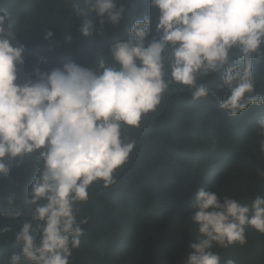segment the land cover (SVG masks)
Segmentation results:
<instances>
[{
    "label": "clouds",
    "instance_id": "1",
    "mask_svg": "<svg viewBox=\"0 0 264 264\" xmlns=\"http://www.w3.org/2000/svg\"><path fill=\"white\" fill-rule=\"evenodd\" d=\"M59 2L78 17L95 14L98 27L85 19L84 37H105V25L126 35L87 67L71 59L50 71L36 66L21 82L26 47L12 41L30 25L14 23L0 0V179L12 183V168L19 170V182L0 200V242L19 246L8 264H73L90 189L117 184L138 143L128 133L156 114L173 88L194 102L211 99L229 118L264 106L254 70L264 61V0H150L158 10L151 40L152 17L129 27L118 0ZM52 37L47 30L43 39ZM256 132L264 154V115ZM194 199L188 218L196 238L184 264H221L213 249L246 244L248 228L264 234L261 196L249 206L201 188Z\"/></svg>",
    "mask_w": 264,
    "mask_h": 264
},
{
    "label": "trees",
    "instance_id": "2",
    "mask_svg": "<svg viewBox=\"0 0 264 264\" xmlns=\"http://www.w3.org/2000/svg\"><path fill=\"white\" fill-rule=\"evenodd\" d=\"M118 2L130 16L129 27L144 15L152 17L153 31L147 37L151 40L158 10L150 7V0ZM3 6L13 13L14 23L30 25L12 41L26 47L21 82L36 66L50 71L71 59L87 67L126 35L105 25V37L95 32L84 37L79 29L85 19L98 27L95 14L78 17L69 8L71 17L59 0H4ZM47 30L53 32L48 41L43 39ZM66 36L72 40L65 42ZM254 70L258 91L264 94V61ZM261 115L264 106H250L229 118L211 99L194 102L186 91L173 88L158 112L128 133L138 143L130 162L118 171L117 184L107 189L94 184L90 189L89 202L81 206L89 219L82 226L81 245L73 251V264H184L187 246L196 238L188 217L199 189L231 195L249 206L256 195L264 198V175L257 172L264 171L256 132ZM11 175L12 183L0 179V200L19 182L18 169L13 167ZM19 191L27 196V187ZM246 238L242 246L213 249L221 264L230 259L235 264H264V234L248 228ZM18 247L11 240L0 242V261L8 264Z\"/></svg>",
    "mask_w": 264,
    "mask_h": 264
}]
</instances>
